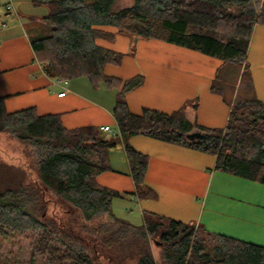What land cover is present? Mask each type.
Returning <instances> with one entry per match:
<instances>
[{"label":"trees","instance_id":"obj_1","mask_svg":"<svg viewBox=\"0 0 264 264\" xmlns=\"http://www.w3.org/2000/svg\"><path fill=\"white\" fill-rule=\"evenodd\" d=\"M32 1L49 8L42 18L45 35L31 41L45 73L64 80L86 77L93 87L117 89L112 113L119 134L104 135L96 126L67 129L59 114L38 115L34 108L10 113L0 98V131L21 147L15 162L0 156V238L42 231L37 250L49 264H104L103 259L107 264H264L263 245L199 224L154 213H144L141 224L116 216L112 199L122 194L95 179L110 169L108 152L122 143L134 194L157 197L146 182L149 157L130 143L132 136L146 135L212 153L215 169L264 184V101L253 92L243 102L230 99L225 127L202 126L188 116V106L195 111L198 98L170 113L144 108L134 114L125 95L141 86L144 76L123 81L107 75L105 66L120 64L124 54L96 43L99 37L114 38L98 26H115L133 44L153 38L225 65L245 62L242 77L252 84L246 58L255 24L264 22V0H133L128 7L120 6L122 0ZM222 83L219 70L211 91L222 94ZM196 131L202 136L187 138Z\"/></svg>","mask_w":264,"mask_h":264},{"label":"crops","instance_id":"obj_2","mask_svg":"<svg viewBox=\"0 0 264 264\" xmlns=\"http://www.w3.org/2000/svg\"><path fill=\"white\" fill-rule=\"evenodd\" d=\"M6 1L0 14V98L7 111L34 108L38 115L59 114L67 129L109 126L104 135L119 134L112 113L117 89L103 83L93 87L86 77L64 80L45 73L31 41L45 35L42 18L48 15V6L32 0ZM8 2L13 9L7 8ZM98 28L114 38H96L97 45L124 54L120 64H107L105 73L123 81L144 76L143 84L125 95L132 113L141 114L144 108L170 113L198 98L195 111L187 105L188 116L202 126H226L230 97L224 90L211 91L212 81L225 66L221 59L159 39L140 38L133 44L115 26ZM246 62L252 92L264 101V22L253 28ZM62 91L66 93L59 96ZM130 143L148 155L146 182L158 196L138 199L134 194L130 165L119 143L108 152L110 169L95 178L122 194L112 199L116 216L141 224L144 213L159 214L264 246L263 183L215 169L212 153L146 135L132 136Z\"/></svg>","mask_w":264,"mask_h":264},{"label":"rangeland","instance_id":"obj_3","mask_svg":"<svg viewBox=\"0 0 264 264\" xmlns=\"http://www.w3.org/2000/svg\"><path fill=\"white\" fill-rule=\"evenodd\" d=\"M6 2V0H0V14L6 8ZM132 4L133 0H122L120 2L121 7H128ZM245 66V62L244 65L230 62L220 71L224 94L229 96L232 101L243 102L252 95V84H250L247 76L242 77V71L245 70ZM224 81H227L228 84H225L226 82ZM257 82L258 84L261 83V75L258 76ZM20 149L17 139L0 131V156L8 161L15 162L21 153ZM83 223L91 224L88 221ZM41 237L42 231H26L15 235L11 239L0 238V264H49L48 256H41L37 250ZM52 244L60 246L56 241H53ZM152 248L156 258H159L160 249L155 242L152 243ZM102 263L107 264L104 259Z\"/></svg>","mask_w":264,"mask_h":264},{"label":"built area","instance_id":"obj_4","mask_svg":"<svg viewBox=\"0 0 264 264\" xmlns=\"http://www.w3.org/2000/svg\"><path fill=\"white\" fill-rule=\"evenodd\" d=\"M7 8L8 9H13L14 8L13 3L8 2L7 3ZM65 93H66L65 91H62V92L59 93V96H63ZM109 129H110L109 126H101L100 127L101 131H107Z\"/></svg>","mask_w":264,"mask_h":264},{"label":"water","instance_id":"obj_5","mask_svg":"<svg viewBox=\"0 0 264 264\" xmlns=\"http://www.w3.org/2000/svg\"><path fill=\"white\" fill-rule=\"evenodd\" d=\"M135 39H136V38H135ZM186 136H187V138H189V139H196V138L201 137V136H202V133H201V132H198V131H196V132H190V133H188Z\"/></svg>","mask_w":264,"mask_h":264}]
</instances>
